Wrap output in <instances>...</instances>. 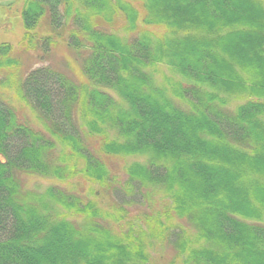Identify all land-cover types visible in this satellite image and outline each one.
Wrapping results in <instances>:
<instances>
[{
	"label": "trees",
	"instance_id": "obj_1",
	"mask_svg": "<svg viewBox=\"0 0 264 264\" xmlns=\"http://www.w3.org/2000/svg\"><path fill=\"white\" fill-rule=\"evenodd\" d=\"M16 1L27 48L62 38L81 78L44 64L17 79L0 43L5 81L47 131L0 98V264H154L155 240L169 264H264V0ZM20 172L82 174L148 230Z\"/></svg>",
	"mask_w": 264,
	"mask_h": 264
},
{
	"label": "rangeland",
	"instance_id": "obj_2",
	"mask_svg": "<svg viewBox=\"0 0 264 264\" xmlns=\"http://www.w3.org/2000/svg\"><path fill=\"white\" fill-rule=\"evenodd\" d=\"M21 8L22 4L18 1L7 4L6 0H0V43L5 41L11 43L14 52L12 56L19 59V70L16 72L15 77L20 79V77L24 76L30 69L35 68L36 66L49 64L64 71L68 75L73 76L77 80L78 78H81L78 63H74V60L77 61V55L67 46L62 38L55 37V43L52 45V49L47 55H44L38 48H27L23 40L26 32L20 17ZM37 33L40 36L49 34V28L45 21L42 22ZM9 73H11L9 68L0 70V82H3V84H0V98L5 100L14 109L19 120L29 123V125L37 131L47 133L44 123L38 114L25 101L19 98L15 89L10 87L8 82L5 81L7 80ZM5 82L7 83L5 84ZM141 157L142 156H132L128 157L127 160H142L143 157ZM125 162V160L109 158L110 170L112 173L119 175L120 179H124L125 177ZM18 177L20 181H22L23 187L28 190L41 191L49 185H59L66 190H76L80 195L97 201V203L103 208L102 210L110 211L112 214L115 213L116 216L121 217L120 223L122 222V225L123 222L127 221L134 226H140L141 229L148 230L147 220L142 218V216L140 217L142 212L140 210L142 209H134L125 215L118 214L114 207L115 204L109 196L101 195L99 198L94 197L93 192L98 190V185L84 178L82 174L77 177H71L65 181H59L58 179L49 177H41L35 173L29 172H20ZM76 217L82 218V215H76ZM162 217L165 218L164 216ZM179 222L181 225L186 224L185 221ZM150 253L152 254L154 264H169L172 257L176 255L175 250L166 242H163V240H155L153 246L150 248ZM175 264L181 263L176 262Z\"/></svg>",
	"mask_w": 264,
	"mask_h": 264
}]
</instances>
